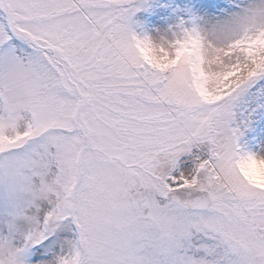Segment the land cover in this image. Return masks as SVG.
I'll return each instance as SVG.
<instances>
[{
    "label": "snow or ice",
    "instance_id": "snow-or-ice-1",
    "mask_svg": "<svg viewBox=\"0 0 264 264\" xmlns=\"http://www.w3.org/2000/svg\"><path fill=\"white\" fill-rule=\"evenodd\" d=\"M0 264H264V0H0Z\"/></svg>",
    "mask_w": 264,
    "mask_h": 264
}]
</instances>
